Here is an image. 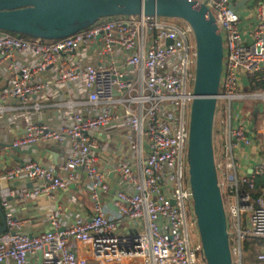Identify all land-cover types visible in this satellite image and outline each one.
<instances>
[{
	"label": "built area",
	"instance_id": "2783aa9c",
	"mask_svg": "<svg viewBox=\"0 0 264 264\" xmlns=\"http://www.w3.org/2000/svg\"><path fill=\"white\" fill-rule=\"evenodd\" d=\"M195 1L211 9L223 37L214 130L217 124L227 132L223 161L216 162L232 264H264V186L256 201L248 190L254 188L255 176L264 173V159L251 173L243 172L235 148L252 139L233 106L235 100L264 101V89L250 88L264 71V0H244L243 6V0ZM16 50L35 62L11 59ZM196 57L193 29L180 18H103L58 40L0 30V130L11 135L4 143L11 149H33L69 142L62 163L32 158L10 163L0 175L7 226L0 233V264H32L31 257L39 264H206L195 235L187 163ZM51 68L58 82L78 85L57 93V100L64 97L59 103L67 111L66 121L28 116L23 125L26 115L12 111L29 106L55 82L36 79ZM5 77L8 82L2 84ZM242 78L248 79L247 92H240ZM99 153L110 159L109 169L97 164ZM1 157L0 148V167ZM82 176L93 202L90 218L77 213L71 222L64 221L56 208L44 220L48 229H24L25 220L10 202L16 181L32 184L22 196L53 199L60 191L73 200L71 185ZM82 243H88L86 254L79 252Z\"/></svg>",
	"mask_w": 264,
	"mask_h": 264
},
{
	"label": "water",
	"instance_id": "95a60500",
	"mask_svg": "<svg viewBox=\"0 0 264 264\" xmlns=\"http://www.w3.org/2000/svg\"><path fill=\"white\" fill-rule=\"evenodd\" d=\"M243 5L244 0L239 6ZM133 15L180 18L193 29L197 57L187 147L192 208L205 263L232 264L214 142L224 46L211 9L195 0H0V30L47 40L71 36L103 18ZM4 145L10 147L7 143ZM27 151L31 152L32 148ZM1 182L4 188L9 186L5 177ZM76 215L77 212L73 217ZM6 228L0 198V233Z\"/></svg>",
	"mask_w": 264,
	"mask_h": 264
},
{
	"label": "crops",
	"instance_id": "0c3cea01",
	"mask_svg": "<svg viewBox=\"0 0 264 264\" xmlns=\"http://www.w3.org/2000/svg\"><path fill=\"white\" fill-rule=\"evenodd\" d=\"M97 44V39H95ZM94 43V42H93ZM91 44L90 49L95 47V43ZM13 60H18L20 62H25L28 64H33L35 58L28 56L27 54L22 53L21 51H15ZM3 63V62H2ZM1 70L5 71V65L1 66ZM41 77H48L55 81L50 87H48L43 93L33 97V100L28 104L29 106L25 108L15 109L12 112L24 113L26 115L22 124L27 123L28 116H35V119L41 120L46 119L49 122H65L67 111L65 108L60 107L59 101L64 97H61L60 100H57V93L60 90H64V93L70 92L71 88H78L77 84L66 85L57 81V76L55 71L51 68L46 74L42 76H36V79ZM8 77L2 79V84H7ZM249 91L248 79L242 78V85L240 92ZM77 98V96H76ZM261 102L252 99H242L235 100L233 102L235 114L239 110V115L237 116L238 120L243 121L248 130V135L252 139L251 144L244 145L240 144L235 148V154L237 160L241 162L243 172L250 173V169L253 168L256 162L262 161L264 159V135L262 133V128L264 126V103L259 106ZM33 104H39L40 109H34ZM225 127L218 126L216 124L214 130V142H215V153L216 160L223 161L222 146L226 141L227 132H225ZM13 135V134H12ZM11 135L6 134L3 130H0V148L1 155L3 157V166L0 167V175L3 176L6 166L10 163L22 162L32 158H36L44 163L54 162L55 164L62 163L65 161L68 152H69V142L64 144L59 143H49L41 146H37L32 149L31 152H28L25 148L20 149H11L4 145V141H7ZM108 142V139L104 141ZM9 160V163L6 164L5 161ZM110 159L103 158V155L100 153L97 156V164L102 169H109L110 165L108 161ZM115 160V159H114ZM117 185V177H111ZM32 187L30 182H20L19 185L13 184L15 190V198L10 199L11 207L15 210L16 215L23 220H25L24 229L28 232H38L41 230L48 229V224L45 223L46 216L58 208L61 212L64 221L71 222L73 214L75 212L90 218L93 214V202L90 197L89 188L87 185L86 177L82 176L80 181L74 185H71L70 196L73 197V200H70L67 193L57 191V195L53 199L46 198L45 196L39 197H25L20 195L21 191L24 189H29ZM11 188V187H9ZM3 192H6L3 191ZM63 193L64 196L60 197L59 194ZM114 193V192H113ZM73 201V202H72ZM72 204V205H71ZM58 206V207H57ZM113 209V208H112ZM88 243L80 244L79 252L81 254H86ZM32 264H39L37 258L31 257ZM97 264V263H89ZM100 264H118L113 261L101 262Z\"/></svg>",
	"mask_w": 264,
	"mask_h": 264
},
{
	"label": "trees",
	"instance_id": "16d2710c",
	"mask_svg": "<svg viewBox=\"0 0 264 264\" xmlns=\"http://www.w3.org/2000/svg\"><path fill=\"white\" fill-rule=\"evenodd\" d=\"M23 36L27 37V35H23ZM261 74H262L261 75L262 78L259 81H257L256 84H252V83L250 84L251 89H255V88L264 89V71ZM251 81H253V79ZM263 186H264V173H260L255 176L254 188L248 189V186H245V188L249 190L252 199L256 201L259 198V196L262 194ZM247 244L248 243H246V245Z\"/></svg>",
	"mask_w": 264,
	"mask_h": 264
},
{
	"label": "rangeland",
	"instance_id": "374dc122",
	"mask_svg": "<svg viewBox=\"0 0 264 264\" xmlns=\"http://www.w3.org/2000/svg\"><path fill=\"white\" fill-rule=\"evenodd\" d=\"M258 102H261L260 104H259V106H261L262 105V102L264 103V101L263 100H261V99H258L257 100ZM190 208H191V211L193 212V208H192V206L190 205ZM196 234V237H198L199 238V232H198V230H196V232H195Z\"/></svg>",
	"mask_w": 264,
	"mask_h": 264
}]
</instances>
